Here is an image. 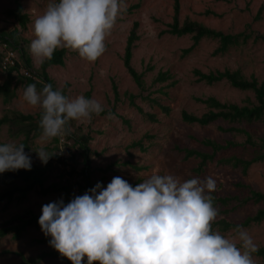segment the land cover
<instances>
[{"label": "rangeland", "instance_id": "374dc122", "mask_svg": "<svg viewBox=\"0 0 264 264\" xmlns=\"http://www.w3.org/2000/svg\"><path fill=\"white\" fill-rule=\"evenodd\" d=\"M175 1L123 0V11L106 35L105 51L94 62L80 57L71 48L62 47L66 49L64 65L50 66L47 69L48 76L57 89L67 84L66 97L69 99L83 95L100 102L104 110L99 115L94 114L90 121L70 120L67 125L70 130L59 137L47 139L41 134L29 142V150L25 152L31 156L32 164L36 165L43 164L32 150L43 146L49 154L58 155L66 164L49 158L51 164L48 181L73 185L77 176L69 177L66 171H70L72 167L77 172L82 171L86 164L85 156L88 158L91 187L97 182L102 187L106 186L114 176H121L132 186L143 182L152 174H170L182 181L190 178L203 180L212 176L217 180V187L210 195L231 198L225 205L214 206L218 215L213 222L224 219L232 224H239L262 207L261 203L252 202L240 206L239 200L248 196L250 190L264 192V160L252 163L245 172L240 166L233 168L219 164L217 160L233 156L250 160L260 148L247 144L243 134L220 131L219 126H230L222 120L201 126L184 122L181 112L193 115L204 113L207 108L195 101L196 97L212 96L221 102L238 104L245 98L254 101L252 92L234 89L224 81L213 85L197 82L193 70L199 69L205 73L224 69L239 70L247 78L254 76L258 82L264 81V38H260L264 34V0H177L180 23L189 19L223 33L245 31L251 34L244 45L231 47L218 55H212L218 46L217 41L202 39L186 56H182V50L191 46V36L178 37L163 33L172 22ZM54 2L55 0H0V28L18 30L20 46L30 57L34 69H39L41 62L29 50V44L34 38L33 21ZM18 4L21 5L22 13L27 15L25 28L10 14ZM133 22L139 23L136 31L138 40L134 43L130 64L137 73L143 74L142 89L134 83L122 61ZM6 49L0 44V53H4ZM14 51L20 59L19 52ZM16 54L14 53L15 57ZM20 70L18 74L22 73L23 68ZM158 72H167L170 78L165 82H156ZM18 74H14V83L17 82L15 97L4 104L0 96V117L6 113L26 115L41 111L38 106L28 105L23 100L26 85L23 80L17 79ZM4 79V73L0 69V84ZM162 107H167V110ZM149 115H153L155 120H151ZM241 127L251 134L253 141L259 143L262 139L264 145V120L243 123ZM82 137L88 138L86 154H83L79 146ZM22 139L23 136H10L8 127L1 126L0 143L18 145ZM204 139H211L222 145L233 141L236 146L219 150L215 159L207 163L203 171L196 173L199 159L185 160L183 152L176 148L211 153L210 147L201 144ZM135 143L139 145L134 146ZM126 162L140 170L125 166ZM108 166H111L110 170L105 171ZM58 175L62 177L58 178ZM78 179L83 184L82 177L78 176ZM3 189L4 186L0 185V192ZM73 191H76L75 186ZM36 194L30 191L31 196L25 200L18 201L14 198L8 204L1 203L0 229L16 224L17 221L12 222L14 216L27 218L30 211L41 213L42 205L61 198L57 195L43 200ZM243 229L248 231L258 248H264V220ZM26 231L19 239H13L11 233L0 238V264H19L21 258L17 253L29 259L50 250L48 243L35 242L40 237L36 238L31 231L29 234ZM35 234L45 236L41 231ZM223 236L233 239L240 246L235 230H229ZM252 257L255 264H264L260 257L253 254ZM37 264L62 263L58 257H46Z\"/></svg>", "mask_w": 264, "mask_h": 264}, {"label": "clouds", "instance_id": "9594fccd", "mask_svg": "<svg viewBox=\"0 0 264 264\" xmlns=\"http://www.w3.org/2000/svg\"><path fill=\"white\" fill-rule=\"evenodd\" d=\"M123 0H55L33 21L30 53L42 63L62 47L89 62L105 51L106 35L123 11ZM39 83H43L39 81ZM23 100L42 110V136L52 139L69 131L70 120H88L104 109L95 99H69L51 84L23 89ZM23 144L0 143V173L30 170ZM35 151L41 164L54 154ZM212 176L181 180L152 174L132 186L114 176L97 182L68 203L57 199L42 205L37 224L49 245L71 264H255L258 246L247 230L234 229L240 246L212 230L218 215L210 193Z\"/></svg>", "mask_w": 264, "mask_h": 264}, {"label": "trees", "instance_id": "16d2710c", "mask_svg": "<svg viewBox=\"0 0 264 264\" xmlns=\"http://www.w3.org/2000/svg\"><path fill=\"white\" fill-rule=\"evenodd\" d=\"M10 14L15 18V20L22 28H25L28 19L27 15L22 13L21 5L18 4L15 10L11 11ZM178 15L179 4L176 0L174 4V14L172 17V22L168 24L169 28L163 31V33H168L178 37L184 35L191 36L192 44L188 48L182 50V56H186L187 54H189L202 39L217 41L218 46L213 51L212 55H218L225 53L231 47L244 45L251 37V34L246 33L245 31L236 34L223 33L218 30L210 29L200 23L191 21L189 19H185L182 23H180ZM138 24V22H133L132 24V27L126 39L122 61L123 66L127 70V73L130 75L134 83L137 85V87L142 89L144 86V81L142 79L143 74L137 73L130 64L132 49L134 47V43L138 40V35L136 32ZM18 34L19 32L17 29L6 30L0 28V44H4L8 50H16L20 54V59L18 63L16 62L15 66H8L6 69H2V59L4 53H0V69L5 76L4 81L0 84V96L2 97L3 103L7 104L16 95L15 87L17 86V82L14 83V74H18L17 72H21L20 68H23V71L22 73L18 74L17 79L23 80L25 85L34 83L36 84L37 91H40L43 87V83L51 84L54 90H60L63 95L67 96V84H65L61 89H57L54 82L47 74V69L50 66L64 65L66 49H57L53 53V56L50 60H44L42 63H40L39 69H34L30 57L20 46ZM260 38H264V34L261 35ZM148 69L151 70V68ZM24 72H28L30 76L25 75ZM193 75L196 77L197 82H203L207 85H213L218 82L224 81L234 89L252 92L254 97L253 102L249 98H245L241 101L240 104L227 101L221 102L212 96H208L206 98L196 97L195 101L204 104L207 110L201 115H193L185 111L181 112V118L184 122L196 123L201 126L209 125L217 120H222L230 126L227 128L219 126L220 131L243 134L245 136V142L247 144L258 146L260 148V150H258L255 156H253L250 160H245L233 156L229 158L218 159L217 163L229 165L233 168L240 166L242 168V171L245 172L252 163L264 160V151H261V149L264 150L263 140L260 139L259 143L253 141L251 134L241 127L243 123H251L264 120V81L258 82L254 76L247 78L239 70L231 71L228 69L209 71L207 73L202 72L199 69H194ZM169 78L170 76L167 72H158L155 81L165 82ZM39 81H42L43 83H39ZM136 108L141 111L139 107ZM162 108L164 110H167V107ZM41 114L42 110L34 114L26 115L15 112L6 113L0 117V128L1 126L6 125L8 127L10 136L15 138L23 136V139L18 143V145L23 144L25 146L24 151H27L29 150V142L42 134V129L39 127ZM148 117L151 120H155V117H153V115H149ZM87 141L88 138L86 137H82L79 140V146L81 147L83 154H86L88 150L86 145ZM201 144L205 147H210L212 152L205 153L194 149L176 148L178 151L183 152V158L185 160H188L190 158L199 159L198 166L195 169L196 173L203 171L207 163L212 162L215 159V154L219 150L236 146L233 141H228L224 145H222L211 139H204L201 141ZM138 145L139 143L134 144V146ZM50 158L51 161L60 162L64 165L66 164V162L61 161L60 157L56 154L52 155ZM51 161H48L43 165L32 164L30 170L20 169L16 170L15 172L6 171L0 174V185L4 186V189L0 192V204L3 202H5V204H8L14 198H16L18 201H22L26 198L27 194L30 191L34 190L38 195L42 196L52 193H62L64 203H68L75 196L82 195L85 193L84 191L91 188V185L89 184V164L88 158L86 156V164L82 171L77 172L74 167H72L70 171H66V174L69 177H73L74 175L77 176L75 178V185L70 183H62L61 181H48V170ZM124 165H127L135 170H140L139 167L131 165L128 162L124 163ZM110 168L111 166H108L105 171L110 170ZM58 176V178L62 177L61 175ZM78 176L82 177L83 184H81L82 181L78 179ZM74 186L77 187V191H73ZM212 197L214 206L225 205L231 200L230 197L216 198L213 195ZM236 200H238L237 197ZM248 202H252L254 204L261 203L262 207L259 208L253 215L246 217L239 224H232L225 221L224 219L212 222V230L218 231L221 235H224V233L228 232L229 230L236 229L238 225L242 228H246L248 226H251L252 224H258L262 222L264 220V192L250 190L248 196L239 200V205L242 206L247 204ZM40 215L41 213L34 214L31 212L27 218L14 216L12 222L17 221V223L0 229V238L11 233L13 239H19L25 229L32 226H38L37 220ZM49 239V237L44 236L41 239L36 240L35 242L41 244L48 243ZM17 255L21 258V262L19 264H37L41 259L46 257H58L62 264H71V261H69L65 257H62L51 246L49 251L41 252L35 258L26 259L20 253H17ZM253 255L264 260V248L259 247L258 251L253 253Z\"/></svg>", "mask_w": 264, "mask_h": 264}, {"label": "built area", "instance_id": "2783aa9c", "mask_svg": "<svg viewBox=\"0 0 264 264\" xmlns=\"http://www.w3.org/2000/svg\"><path fill=\"white\" fill-rule=\"evenodd\" d=\"M3 46L5 45L3 44ZM14 53L16 54L15 51L8 50V49L5 50L3 59H2V69H6L8 66H15L16 62L18 63L19 61L18 56L16 54V57H15ZM24 74L27 76H30L28 72H24ZM75 190L77 191L76 186H75Z\"/></svg>", "mask_w": 264, "mask_h": 264}, {"label": "crops", "instance_id": "0c3cea01", "mask_svg": "<svg viewBox=\"0 0 264 264\" xmlns=\"http://www.w3.org/2000/svg\"><path fill=\"white\" fill-rule=\"evenodd\" d=\"M125 166H127V165H125ZM33 192H35V190H34ZM30 194H31V193H30ZM35 194H36V192H35ZM36 195H37V194H36ZM57 195H58V198H59V195H60L61 198L63 199L62 193H52V194H48V195H45V196H42V195H38V196H41L40 198L43 199V200H45V199H47V198H54V196H57ZM29 196H31V195H29V193H28L27 196H26V198H29ZM32 196H33V195H32ZM24 200H25V199H24ZM26 200H27V199H26ZM31 212L34 213L35 211H34V212H33V211H30V213H31ZM30 213H29V214H30ZM34 214H40V213H36V212H35ZM26 230H27V231H26ZM25 231H26L27 234H29L30 231H31V233H32L34 236H36V238H37V237H40V239H41L42 236H43L42 234H41L40 236H37V235L35 234V232H37V231H41L40 228H39V225L36 226V227H33V226H32V227H28L27 229H25ZM25 231H24V232H25ZM24 232H23V233H24ZM37 240H38V239H37Z\"/></svg>", "mask_w": 264, "mask_h": 264}]
</instances>
